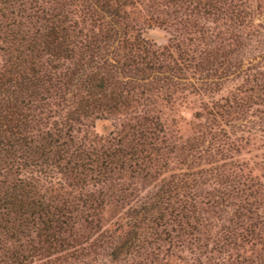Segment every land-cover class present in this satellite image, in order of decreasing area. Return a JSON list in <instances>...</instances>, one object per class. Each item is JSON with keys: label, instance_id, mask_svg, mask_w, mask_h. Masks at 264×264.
Here are the masks:
<instances>
[{"label": "trees", "instance_id": "16d2710c", "mask_svg": "<svg viewBox=\"0 0 264 264\" xmlns=\"http://www.w3.org/2000/svg\"><path fill=\"white\" fill-rule=\"evenodd\" d=\"M262 30L247 0H0V264H264V185L235 158L264 74L192 136L162 118L259 69ZM185 150L208 168L173 172Z\"/></svg>", "mask_w": 264, "mask_h": 264}, {"label": "rangeland", "instance_id": "374dc122", "mask_svg": "<svg viewBox=\"0 0 264 264\" xmlns=\"http://www.w3.org/2000/svg\"><path fill=\"white\" fill-rule=\"evenodd\" d=\"M247 2L256 22H260L264 26V0H247ZM142 36L143 38L154 43L160 48L168 45L170 37L166 30L158 27L144 30L142 32ZM258 40L260 41V44L262 43L261 46L263 47L261 48L264 50L263 30L260 31ZM225 44L226 43L224 42L214 43L213 51L217 50V55H220V53H226L227 48H224ZM247 44H249V42H247ZM250 44L252 45L251 49L252 47H255L257 45L254 38L250 40ZM247 47L249 48V45H247ZM247 62L248 61L246 56L243 68L241 70L235 72L232 71L230 76L225 80L220 81L218 79L217 83L219 82L220 87L218 88V90H216V92L212 94L208 95L206 93H202L198 95H176L174 102L163 108L162 118L165 120L166 125L171 130L175 131L178 136L183 137V139L192 136V134L196 131L197 126L205 123L204 119H197L195 117V112H202L203 107L209 106L212 103H222L223 101H221V99L229 97L231 93L238 94L239 92L237 89L241 88V85L244 86L242 90L248 88L249 85H252V82L248 80L250 73L254 74V72L260 70L262 74H264V56H261L260 59L254 61L255 63L257 62L260 65L259 69L256 68L255 71H252L251 69L249 70V68H251V65ZM244 69L248 74V78L246 79L241 76V72ZM238 74L240 77H238ZM252 109L262 112V117L260 119H257V121H262V126L260 127V129H264V102L261 103V105H253ZM92 122L93 126L90 128V130L93 133L101 136L109 135L110 132L114 131V129L118 126V122H116L114 119L112 120L99 118L93 119ZM237 135H239V133ZM242 135L246 137L248 142H242V144L240 145L241 149L239 155H237L235 158L240 163L244 162L249 167V169L253 171V174L259 175L260 180L264 185V131H260L259 129H257L251 131V133L249 134L242 133ZM204 161L205 160L203 159L201 160L190 158V156L187 155V151L185 150L183 151V153L175 154L174 158L172 159V163H170V168L173 172H178L181 169L184 170L187 165H189L193 169L208 168Z\"/></svg>", "mask_w": 264, "mask_h": 264}]
</instances>
